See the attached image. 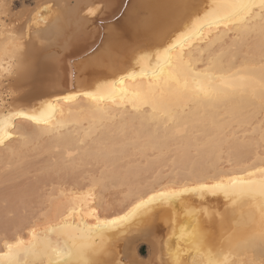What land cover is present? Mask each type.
Listing matches in <instances>:
<instances>
[{"label": "bare ground", "instance_id": "bare-ground-1", "mask_svg": "<svg viewBox=\"0 0 264 264\" xmlns=\"http://www.w3.org/2000/svg\"><path fill=\"white\" fill-rule=\"evenodd\" d=\"M238 3L254 6L238 15L230 7ZM260 3L38 0L14 28L0 16V85L16 87L0 90V166L23 168L27 151L50 154L45 174L88 159L102 166L98 177L89 168L81 179L43 176L59 197L41 228L11 233L15 221H0V264H71L77 252L81 264H208V253L264 264V42L251 30ZM88 5H99L93 15ZM13 64L22 67L10 71ZM166 161L175 170L190 164L169 182L197 183L148 193L167 180L159 171L154 182L133 185ZM129 178L139 199L102 218L103 193ZM149 197L134 218L112 223ZM195 202L203 211L185 214Z\"/></svg>", "mask_w": 264, "mask_h": 264}, {"label": "rangeland", "instance_id": "rangeland-1", "mask_svg": "<svg viewBox=\"0 0 264 264\" xmlns=\"http://www.w3.org/2000/svg\"><path fill=\"white\" fill-rule=\"evenodd\" d=\"M37 1L38 0H0V16L3 18V20L7 21L6 24H8V28H14L18 24L17 20H18L19 16L25 10L35 9L37 6ZM14 82L15 81H13V80L6 81L3 85H0V90L2 92H4L5 95L12 94L11 90L14 91V89H16L15 86H12V85H14ZM14 92H16V90ZM36 146H38L37 143L35 145H32L31 150H33V149L35 150ZM27 152H29L28 155H27ZM27 152L25 154V155H27L26 156L27 157V163H25V164L23 163V165H22V166L25 165L24 167H27L26 170H23L24 167L19 169L20 167L14 166V167H17V171H16L14 169V167H12V164L14 162H12L10 164L9 168H7L6 166L5 167L3 166V168H2V165L0 166L1 167L0 168V193H2V194H0V221H2V220L15 221L13 223H16V224H15V226H13L14 228H13V231L11 233H14V229L15 230H16V228L18 229V226L20 228V230L18 229L19 231H21L23 228L26 229V231H27V229H29L30 227L32 228L33 226H35L37 224L38 225L35 227H38V228L39 227L41 228L42 225L43 226L45 225L46 222H44V221L47 220L45 218H47V215L49 216V214L51 213V207H52L51 205H53V201L57 200V198L59 197V195L56 192L59 186H57L56 184L53 186L48 185L49 184L48 180H46V181H48L47 184L45 183V185H44L43 182H45V181H43V180L40 181V179L43 176L48 175V174L53 172L52 174L55 176V178L56 177L60 178V176L62 178L63 176L66 175V178L71 176L70 178L72 179L73 177L77 178V176H80L78 178L81 179L82 176H85L90 171V173H89L90 175L92 173L93 174L92 176H94V174H95V177H98L99 174L96 176L97 173H95V172L97 171V169L102 167V166H100L101 164L96 163L95 160L92 161V159H88L90 161V164H89L90 166L82 167V164H81L82 162L79 163L80 161H82L81 157H80V161H79V158L77 157V159L79 161L78 162L79 164H77V165H79V166H77L78 168L75 167L72 170L61 169L60 172L58 170H56V171H52L48 174H45L43 169H41L42 161H44L46 159V157H45L46 155L48 156L50 154L45 153V155H40V157H39V155H38L40 153L39 151H36V152L27 151ZM29 156H31V157H29ZM37 157H39V158H37ZM167 157H169V158H167L168 159L167 161L172 162V160H169L170 157H172V156L170 155ZM43 158H45V159H43ZM135 158H138V157H135ZM128 160H131V159L128 158V159H125L124 161H122L123 165H124V163L126 164L128 162ZM141 160L144 161L143 159H141ZM167 161L164 163V166H161V165H163L162 163L160 165L156 164L157 166H155V167H157V168L154 167L151 170L152 172L148 171L150 173L145 172L143 174V177L141 176L142 178L136 177L138 180L135 179V177H131V178H134L133 179L134 181L137 180L136 182H134L135 184L133 183V185H137L138 181H139V183L143 184V185L140 184L139 186H144L148 181L152 182L153 179L155 180L154 177H155L156 173H158V174L160 173L159 171L162 172L163 176H166L167 180H163L160 183V185L155 184L154 185L155 187L153 189L147 191L148 193L149 192L151 193V192H154L157 190H161V189H165V188H169V187H172L175 189H180L181 187H183L185 185L189 186V185H194L197 183V182L191 181V180L184 181V182H182V181L169 182L172 171L180 173V172H182L181 170H187L186 168L188 166L190 167V164H188L187 166L185 164L184 165L185 169L183 166L180 165V166H178V169L175 170V167L173 166V164L170 162L168 163ZM15 162H17V160ZM224 162H226V161H223V164H224L223 167L226 168L227 163H224ZM18 164H19V166H21L20 163H18ZM44 165L45 164H43V166ZM182 167H183V169H182ZM189 167H188V169H189ZM81 168H83V169H81ZM86 168L87 169L89 168L88 169L89 171L88 170L86 171L85 170ZM18 169L21 170V173L24 175H21V173L18 172ZM91 169H93V170L91 171ZM154 169H156V170H154ZM75 170L77 173H79L78 175L75 173L76 176L73 173V172H75ZM63 171H64V173H63ZM70 172L73 173L74 176H73V174H70ZM83 173H84V175H83ZM52 176H50L51 177L50 178L48 175L49 180H51V181H53ZM6 177H7V179H5ZM8 177L12 181H8ZM140 180H142L143 182ZM125 181H126L125 185H123L124 183L123 184L121 183L122 185L116 184L117 186L114 185L112 187V190L110 189L107 192L103 193L104 197H106L105 198L106 203L107 202L108 203H107V208H104L103 210H101V217L102 218H111L113 216L123 214L124 212H126V210L130 206H132L139 199V196H136L137 195L136 192L134 193L135 196H133L132 195L133 193L131 194V192H129V190H128L129 187L130 188L132 187L131 186L132 180H131V183L127 182V181H130V178H129V180L126 179ZM198 182H200V181H198ZM126 186H128V187H126ZM124 187H126V188H124ZM113 189H114V191H113ZM33 190H35L34 191L35 193H33ZM24 191H25V193H24ZM31 191H32V194L30 193ZM97 191H96V193L98 195L100 193V191H98V192ZM148 193H145L142 196L147 197ZM22 194L24 195V198L21 199ZM12 196L16 197L18 200L15 198L16 199L15 201L14 200L11 201L10 197H12ZM214 204L215 203H212L210 206L209 205H206V206H208L207 207L208 209L213 211V210H215ZM108 206H109V208H108ZM203 208H204V205L200 204L199 202H195L192 205H190V207H185V209H183V212L185 214L191 215L192 212H198L200 210L203 211ZM183 217L184 216L181 217V220L184 219ZM3 222H5V221H3ZM180 223L181 224L179 225V227L182 226L183 222L180 221ZM0 225H2V223H0ZM159 226L162 227L164 225L162 224ZM18 230H16V232ZM155 236L157 238L159 236L162 237L163 231L157 232L155 234ZM0 238H1V236H0ZM137 246H138L137 249H138L139 256L141 258H147V256L149 255V245L145 241H140L137 243Z\"/></svg>", "mask_w": 264, "mask_h": 264}, {"label": "snow or ice", "instance_id": "snow-or-ice-1", "mask_svg": "<svg viewBox=\"0 0 264 264\" xmlns=\"http://www.w3.org/2000/svg\"><path fill=\"white\" fill-rule=\"evenodd\" d=\"M98 6L99 5H96V6L88 5L89 15H93L95 13V7H98ZM253 6L254 5L250 3H238V4L231 5L230 7L233 8L238 15H243ZM259 7L262 9V15L259 18V23L257 25H254L251 30L258 31L261 36L262 42H264V0H261ZM20 67H22V65L13 64L12 69H10V71L16 68H20ZM237 86L240 88H244V87H247L248 84L238 81ZM261 89L262 91H264V83L261 84ZM261 104L264 105V95L261 96ZM262 191H264V186H262ZM154 199L155 197H149V201L147 202L142 201L141 203L136 204L135 207L131 209V211L127 212L126 215L118 216L115 220L112 221V223L117 224L120 222L129 221L130 219L134 218V216L136 215L139 209H141L142 207H145L148 202ZM196 250L197 252H199V249H196ZM81 256H82V253L80 252L75 253L71 261V264H81ZM208 257H209L208 264H227L226 259L225 260L217 259L213 257L211 253H208ZM88 264H91V262L89 261ZM197 264H202V261H198Z\"/></svg>", "mask_w": 264, "mask_h": 264}, {"label": "water", "instance_id": "water-1", "mask_svg": "<svg viewBox=\"0 0 264 264\" xmlns=\"http://www.w3.org/2000/svg\"><path fill=\"white\" fill-rule=\"evenodd\" d=\"M120 20H121V19H120ZM120 20H119V21H120Z\"/></svg>", "mask_w": 264, "mask_h": 264}]
</instances>
